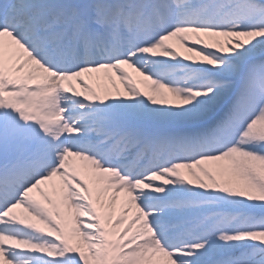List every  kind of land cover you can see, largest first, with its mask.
<instances>
[{
    "label": "snow or ice",
    "instance_id": "snow-or-ice-1",
    "mask_svg": "<svg viewBox=\"0 0 264 264\" xmlns=\"http://www.w3.org/2000/svg\"><path fill=\"white\" fill-rule=\"evenodd\" d=\"M0 264H264V0H0Z\"/></svg>",
    "mask_w": 264,
    "mask_h": 264
},
{
    "label": "bare ground",
    "instance_id": "bare-ground-1",
    "mask_svg": "<svg viewBox=\"0 0 264 264\" xmlns=\"http://www.w3.org/2000/svg\"><path fill=\"white\" fill-rule=\"evenodd\" d=\"M122 87V86H121Z\"/></svg>",
    "mask_w": 264,
    "mask_h": 264
}]
</instances>
